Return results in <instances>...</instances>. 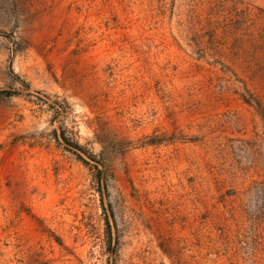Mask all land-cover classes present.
Returning <instances> with one entry per match:
<instances>
[{
  "label": "rangeland",
  "instance_id": "rangeland-1",
  "mask_svg": "<svg viewBox=\"0 0 264 264\" xmlns=\"http://www.w3.org/2000/svg\"><path fill=\"white\" fill-rule=\"evenodd\" d=\"M202 1L0 0V264H264V80Z\"/></svg>",
  "mask_w": 264,
  "mask_h": 264
},
{
  "label": "trees",
  "instance_id": "trees-1",
  "mask_svg": "<svg viewBox=\"0 0 264 264\" xmlns=\"http://www.w3.org/2000/svg\"><path fill=\"white\" fill-rule=\"evenodd\" d=\"M204 2L205 14L198 17L197 32L202 36L198 47L206 50L219 49L221 54L222 45L239 39L238 35L242 41L239 53L240 66L242 69L249 70L256 78L264 80V8L254 7L255 10L250 7L241 8L237 5H230L227 0H206ZM202 5L203 3L199 4V6ZM216 54L217 51L214 52V55ZM221 66L231 69L223 62ZM209 78L212 79L213 76L210 75ZM243 90L246 93L243 94L244 100L254 106L264 120V101L261 98H254L248 88H243ZM0 94H12V92L0 90ZM56 136L59 135L56 133ZM62 138L67 146L77 149L84 155H79V158L92 171L96 188L102 193L107 179L103 170L106 167L105 160L92 149L71 140L65 132ZM111 244L110 241V249Z\"/></svg>",
  "mask_w": 264,
  "mask_h": 264
}]
</instances>
